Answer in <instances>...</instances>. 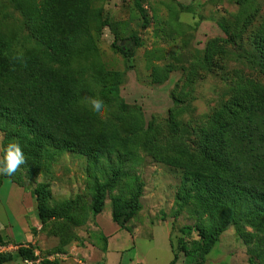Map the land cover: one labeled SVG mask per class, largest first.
I'll list each match as a JSON object with an SVG mask.
<instances>
[{"label": "rangeland", "instance_id": "obj_1", "mask_svg": "<svg viewBox=\"0 0 264 264\" xmlns=\"http://www.w3.org/2000/svg\"><path fill=\"white\" fill-rule=\"evenodd\" d=\"M91 6L95 10L90 23L95 52L107 69L121 72L122 80L118 94H110L109 100L103 96L106 82L92 67L87 69L78 103L94 111L90 100H100L105 112L98 116L94 111L97 118L115 129L123 143L97 159L65 151L42 160L39 166L25 160L14 175H0V183L15 180L30 191L34 210L26 217L33 240L7 242L1 251L12 257L3 264H106L100 252L106 248L101 229L106 218L112 220V203L106 196L102 211L92 213V195L99 184L122 198L140 186V207L118 232L125 238L112 244L123 251L119 263L129 264L138 257L142 264H168L173 257L171 244L181 236V227L197 224L205 228L210 220L180 190L181 169L157 159L152 150L182 147L197 153L199 127L229 98L232 85L245 79L264 86V72L251 39L264 18V0H91ZM249 15L245 22L243 17ZM0 30L9 36L10 52L16 58L39 50L57 61L91 66L94 52L72 57L42 44L14 0H0ZM121 39L123 48H118L115 43ZM153 64L163 72L170 70L160 83L150 79ZM170 107H176V132L167 125ZM144 130L151 134L146 148L137 145L144 139L140 133ZM12 142L5 141L0 131V158ZM5 189L4 185L0 192ZM35 189H40L38 197ZM38 204L47 208L69 204L71 209L66 217L40 219ZM18 223H9L15 234ZM186 238H197V233ZM259 239L262 247L256 244ZM20 244L32 247L30 259L16 254ZM192 263L178 253L174 264ZM199 264H264V234H255L246 243L227 223Z\"/></svg>", "mask_w": 264, "mask_h": 264}, {"label": "trees", "instance_id": "obj_2", "mask_svg": "<svg viewBox=\"0 0 264 264\" xmlns=\"http://www.w3.org/2000/svg\"><path fill=\"white\" fill-rule=\"evenodd\" d=\"M14 1L29 21L32 33L45 46L72 57L94 53L91 66L86 62L76 65L73 60L57 61L39 50L16 58L10 52L9 36L0 30V131L5 133V141L19 143L25 160L38 166L42 160L65 151L97 159L116 150L123 143L118 132L78 103L86 86L87 69L92 67L106 82L103 96L109 100L110 94H118L122 80L121 72L107 69L95 52L90 29L95 16L91 0ZM251 39L259 68L264 72V18ZM122 41L116 40L115 45L123 48ZM204 59L207 61L208 54ZM151 67L150 79L155 83L163 81L170 71L167 68L163 72L156 64ZM174 101L179 99L174 97ZM175 116L176 107L168 108L167 125L172 132L178 129ZM140 133L144 139L137 145L146 148L151 134L146 130ZM170 149L152 150V155L181 169L180 190L184 197L196 202L200 212L207 213L210 223L205 228L197 224L181 227V236L174 246L171 244L173 257L168 264L176 262L178 253L192 264L203 263L227 223L246 243L255 234H264V86L238 79L229 98L199 127V151ZM39 193L40 189L34 190L36 197ZM106 196L112 203L111 219L126 228L140 207V186L128 198H122L108 193L105 184L96 185L91 200L93 214L102 211ZM70 209L69 204L62 208L38 204L37 212L40 219H46L66 217ZM246 226L254 232H247ZM194 231L197 238L187 239ZM256 244L263 246L261 239ZM33 252L31 246L20 244L16 254L30 259ZM11 257V253L0 251V264Z\"/></svg>", "mask_w": 264, "mask_h": 264}, {"label": "crops", "instance_id": "obj_3", "mask_svg": "<svg viewBox=\"0 0 264 264\" xmlns=\"http://www.w3.org/2000/svg\"><path fill=\"white\" fill-rule=\"evenodd\" d=\"M4 185L6 186L5 191L0 192V216L3 219V221L0 222V244H2L0 245V251L2 248H4L6 242L11 240H33V233L30 231L29 225L26 221L27 215L32 214L34 211L30 191H27L23 186H20L19 184L8 179L1 181L0 188ZM99 217H101V214H99ZM99 217L97 218L98 220ZM10 219L11 221L15 220L16 223L17 220L20 221V223H18L20 226L18 227L17 234L13 232L12 225L10 226L9 224L11 222ZM32 225H35L34 222H32ZM104 225V229H101V231L105 236L106 249L104 252L101 250L100 252L102 255H104L106 264H117L122 259L123 251L120 248L112 247V244L116 243L117 241L120 242L125 238L120 237L118 234V232L123 228H121L113 220H109V218L105 219ZM138 259V257L131 258L129 264H142L141 262L137 261Z\"/></svg>", "mask_w": 264, "mask_h": 264}, {"label": "clouds", "instance_id": "obj_4", "mask_svg": "<svg viewBox=\"0 0 264 264\" xmlns=\"http://www.w3.org/2000/svg\"><path fill=\"white\" fill-rule=\"evenodd\" d=\"M92 109L98 116H103L105 105L98 99L90 100ZM25 163V156L21 146L17 142L9 143L4 149L3 157L0 158V175L12 176L20 165Z\"/></svg>", "mask_w": 264, "mask_h": 264}]
</instances>
